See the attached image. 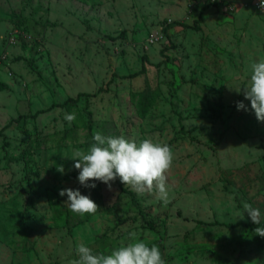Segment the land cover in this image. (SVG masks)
<instances>
[{"label":"rangeland","instance_id":"rangeland-1","mask_svg":"<svg viewBox=\"0 0 264 264\" xmlns=\"http://www.w3.org/2000/svg\"><path fill=\"white\" fill-rule=\"evenodd\" d=\"M257 2L0 0V264H71L80 242L109 255L132 232L166 264H264L243 207L264 223V122L243 95L264 59ZM95 132L167 144L170 202L80 185L65 156ZM67 188L96 214L71 212Z\"/></svg>","mask_w":264,"mask_h":264},{"label":"clouds","instance_id":"clouds-1","mask_svg":"<svg viewBox=\"0 0 264 264\" xmlns=\"http://www.w3.org/2000/svg\"><path fill=\"white\" fill-rule=\"evenodd\" d=\"M259 6L264 10V0H259ZM251 68L252 74L243 88V95L251 102V110L255 112L257 120L264 122V59L254 62ZM234 89L238 93L242 90ZM236 106L238 110H247L243 101H237ZM75 119V112L65 115L69 123ZM93 141L87 152L74 149L71 156H65L74 161L73 167L79 171L80 185L94 189L96 183L89 181H100L111 189V182L119 178L122 184L138 195L154 194L165 206L170 202L166 174L172 166L173 153L167 144L151 139H144L138 144L134 139L105 136L100 132L93 133ZM57 170L63 173V165ZM59 195L67 196L64 202L67 208L82 217L95 215L98 210V205L89 196L81 194L79 189H63ZM243 207L252 222L260 225V209L249 203H244ZM255 233L264 238V227H257ZM130 238L132 243L116 248L109 255H95L91 247L80 242L77 246L79 259L71 264H166L158 246H149L138 239L135 232L130 233Z\"/></svg>","mask_w":264,"mask_h":264},{"label":"trees","instance_id":"trees-1","mask_svg":"<svg viewBox=\"0 0 264 264\" xmlns=\"http://www.w3.org/2000/svg\"><path fill=\"white\" fill-rule=\"evenodd\" d=\"M212 5H214V6H216L217 4H216V2H214V4H212ZM203 12H204V10H202V12H201V14H200V18H201V16H202V14H203ZM174 26H184L182 23H180V22H173V23H171L169 26H168V28H171V27H174ZM185 27H187V26H185ZM143 71H144V69H143ZM143 71H141V72H139V73H135V74H133V75H131V76H129V77H131V78H134V77H138L139 75H141L142 74V72ZM84 94H80L79 96H78V98L77 99H69L65 104H64V106H71L72 104H75L78 100H79V98L81 97V96H83ZM84 96H88V95H84ZM217 225H218V223H216ZM251 227H253L254 229H256L257 227H263V225H264V223H261L260 225H257V224H255V223H252V224H249ZM228 227H237L238 225H234V224H230V225H227Z\"/></svg>","mask_w":264,"mask_h":264},{"label":"built area","instance_id":"built-area-1","mask_svg":"<svg viewBox=\"0 0 264 264\" xmlns=\"http://www.w3.org/2000/svg\"><path fill=\"white\" fill-rule=\"evenodd\" d=\"M213 1L216 2L217 0H213ZM218 1H221V0H218ZM256 8L261 10V8H260V6H259V2L256 3ZM263 11H264V10H263Z\"/></svg>","mask_w":264,"mask_h":264}]
</instances>
